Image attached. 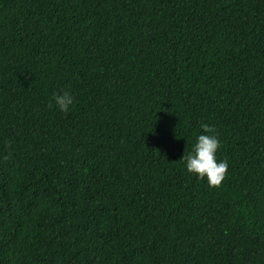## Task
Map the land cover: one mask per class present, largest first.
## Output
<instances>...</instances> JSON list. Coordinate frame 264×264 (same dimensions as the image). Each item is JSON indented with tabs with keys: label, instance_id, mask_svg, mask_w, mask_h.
<instances>
[{
	"label": "trees",
	"instance_id": "trees-1",
	"mask_svg": "<svg viewBox=\"0 0 264 264\" xmlns=\"http://www.w3.org/2000/svg\"><path fill=\"white\" fill-rule=\"evenodd\" d=\"M0 264H264V0H0Z\"/></svg>",
	"mask_w": 264,
	"mask_h": 264
},
{
	"label": "clouds",
	"instance_id": "clouds-1",
	"mask_svg": "<svg viewBox=\"0 0 264 264\" xmlns=\"http://www.w3.org/2000/svg\"><path fill=\"white\" fill-rule=\"evenodd\" d=\"M74 96L71 92L62 91L53 95L55 106L67 114L74 104ZM51 108L52 105L50 104ZM202 134L198 135L192 152L184 154L182 159L185 162L189 174L200 180L207 181L210 188H220L228 174V162L218 161L216 153L220 149V141L216 130L207 124L200 125Z\"/></svg>",
	"mask_w": 264,
	"mask_h": 264
}]
</instances>
